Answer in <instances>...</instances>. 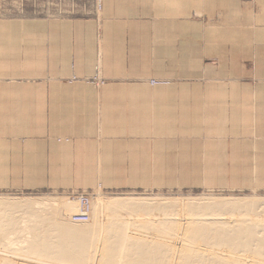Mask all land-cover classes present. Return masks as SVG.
Returning <instances> with one entry per match:
<instances>
[{
  "label": "rangeland",
  "instance_id": "1",
  "mask_svg": "<svg viewBox=\"0 0 264 264\" xmlns=\"http://www.w3.org/2000/svg\"><path fill=\"white\" fill-rule=\"evenodd\" d=\"M250 1L0 0V93L8 87L1 83L7 69L20 77L40 70L34 48L23 71L13 61L4 64L6 30L31 32L67 18L92 22L98 26L99 62L90 75L71 71L64 81L85 86L91 96L117 93L122 138L128 140L119 159L106 161L111 166H75L69 175L56 176L69 181L47 183L40 182L37 166L18 165L26 161L15 160V152L6 165L0 139V200L38 202L32 212L37 220L52 218L62 204L72 207L58 222L67 225L80 194L93 202L99 196L203 205L220 199L264 201V0ZM80 25L76 45L80 38L90 40V31ZM111 77L118 78V88L106 87ZM34 121L42 124L40 118ZM202 208L191 218L200 212L215 217L217 212ZM258 211L245 222L264 228ZM6 218L12 224L8 229ZM32 218L31 213H0L1 243L10 237L12 250L25 247L29 235L23 229L33 225Z\"/></svg>",
  "mask_w": 264,
  "mask_h": 264
},
{
  "label": "bare ground",
  "instance_id": "2",
  "mask_svg": "<svg viewBox=\"0 0 264 264\" xmlns=\"http://www.w3.org/2000/svg\"><path fill=\"white\" fill-rule=\"evenodd\" d=\"M74 200L69 225L58 223L72 210L62 203L52 218L37 220L32 212L38 202L0 200V213L33 216V225L23 229L29 235L25 247L12 250L10 237L0 240V264H264V228L245 222L257 218L258 210L264 216V201L220 199L200 205L99 196L93 202L87 194ZM200 207L217 213L211 219L203 212L191 218ZM2 221L5 228L12 226L9 218ZM134 244L139 249H130Z\"/></svg>",
  "mask_w": 264,
  "mask_h": 264
},
{
  "label": "crops",
  "instance_id": "3",
  "mask_svg": "<svg viewBox=\"0 0 264 264\" xmlns=\"http://www.w3.org/2000/svg\"><path fill=\"white\" fill-rule=\"evenodd\" d=\"M88 23L76 22L74 18L57 19L40 24L31 32H4L7 52L4 64L10 66L13 61L15 65L18 63V71H23L28 50L34 48V64L40 70L24 77L8 69L5 72L6 78L1 83L8 87L3 86L5 90L0 93L2 156L5 164L9 161L11 165L14 156L11 153L15 152V160L26 161L18 165L40 168L43 177L40 182L69 181L56 176L69 175L75 166H111L106 161L119 159L126 149L121 147L128 140L122 138L123 115L118 107V94L91 96L85 86H70L64 81L71 71L78 76L90 75L99 62L98 26ZM79 25L90 31V40L80 38L81 44L76 45L75 27ZM106 79L109 80L106 87L118 88V78ZM34 118H40L42 124L35 126ZM15 119H20L22 125L17 126ZM76 126L81 129L76 130ZM92 156L94 164L85 162Z\"/></svg>",
  "mask_w": 264,
  "mask_h": 264
},
{
  "label": "built area",
  "instance_id": "4",
  "mask_svg": "<svg viewBox=\"0 0 264 264\" xmlns=\"http://www.w3.org/2000/svg\"><path fill=\"white\" fill-rule=\"evenodd\" d=\"M81 198H83V200L88 199V198L86 197V195H82Z\"/></svg>",
  "mask_w": 264,
  "mask_h": 264
}]
</instances>
